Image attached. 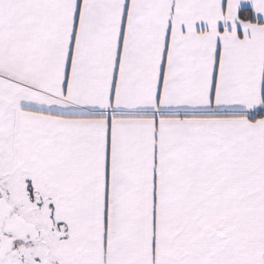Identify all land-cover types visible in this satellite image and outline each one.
Returning <instances> with one entry per match:
<instances>
[{
    "label": "snow or ice",
    "instance_id": "obj_1",
    "mask_svg": "<svg viewBox=\"0 0 264 264\" xmlns=\"http://www.w3.org/2000/svg\"><path fill=\"white\" fill-rule=\"evenodd\" d=\"M0 264H264V0H0Z\"/></svg>",
    "mask_w": 264,
    "mask_h": 264
}]
</instances>
